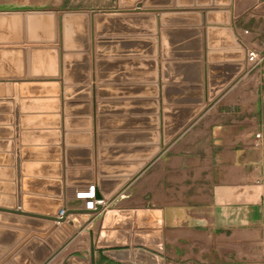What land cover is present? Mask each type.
Wrapping results in <instances>:
<instances>
[{"label":"crops","instance_id":"obj_1","mask_svg":"<svg viewBox=\"0 0 264 264\" xmlns=\"http://www.w3.org/2000/svg\"><path fill=\"white\" fill-rule=\"evenodd\" d=\"M208 7L222 6L193 8ZM229 8L230 26L207 23L206 27L232 29L246 51L244 71L215 99L218 101L213 107L211 103L215 101L207 103V108L170 143H162L160 151L110 200L103 202V211L91 213L88 264H119L97 247L104 213L109 209L133 211L129 227H123L128 216L118 214L116 228L110 229L116 231L112 242H129L126 246L129 249L141 246L134 244L138 237L136 232L154 230L136 228L138 219L148 226L158 217L162 218L163 227L159 230H162L164 253L158 254L165 258L166 264H264V61L251 71L247 52L252 50L253 43L242 36L239 27L248 13L264 15V0H232ZM208 12L187 11L183 14L187 16L170 19L171 26L196 30V33H181L171 38L178 56L192 57L203 51L198 36L203 35L202 23ZM154 14L158 26L154 37L159 41V52L153 58L161 69V31L168 27L163 25L160 11ZM218 18L224 20L225 17ZM215 35V41L222 48L220 51L228 52L216 56V63L228 65L224 71L230 74L231 65L238 63L237 52L229 48L228 33ZM140 46L138 42L117 44L112 53L125 56L119 58H132L139 53ZM206 51L210 49H205L204 53ZM89 53L91 55L92 51ZM200 61L205 63L204 58ZM88 71V84L68 91L62 77L49 79L60 83L57 88L46 84L23 87V82L45 79L3 81L5 84L0 88V207L24 211L27 206L28 210L42 212V204L27 203L26 198L53 196L55 189L49 181L62 180L64 210L68 209V201L78 200L79 191L90 187L66 184L67 170L71 168L67 163L68 149L71 150V166L87 169L83 175L88 178L128 174L132 169L129 164L144 156V148L154 146L151 145L152 132L156 130L153 117H159V130L163 132V108H188L199 96V90L191 88L198 80V66H181L172 72L181 85L170 90L168 98L181 105L165 104L161 71L157 97L153 88L141 87L149 77L141 66L120 63L105 67L107 83H103L102 88L98 81L95 85L92 83L98 80L93 68L89 67ZM85 79L83 75L76 76L78 85H83ZM8 82H12L11 87ZM232 94L236 95L234 101L223 104L224 98ZM151 101L157 102L159 113ZM183 116V112L175 110L167 113L168 120ZM257 133L262 136L258 146L255 145ZM59 171L61 178H58ZM74 180H79V176ZM138 212L147 213L139 216ZM61 215L51 213L49 216ZM38 220L41 219L0 211V247L8 250L3 256L12 254L20 245L23 250L33 232H49L61 224L48 219L45 222L50 225H43L36 222ZM144 235L156 243L155 236Z\"/></svg>","mask_w":264,"mask_h":264},{"label":"water","instance_id":"obj_2","mask_svg":"<svg viewBox=\"0 0 264 264\" xmlns=\"http://www.w3.org/2000/svg\"><path fill=\"white\" fill-rule=\"evenodd\" d=\"M119 0L118 8L115 9H94L88 12H65L63 15L53 10H30L22 11H1L0 12V88H3L5 79L12 81L14 79H45L43 81L23 82V87L37 84H46L50 86L60 85L57 81L49 79L63 78L66 85L65 90H71L76 86L84 88L88 84V70L93 68L98 80H92L93 85L101 83L102 88L104 80L105 67L115 64H134L146 69L149 77L144 80L147 82L141 85L143 88H153L154 97L159 94L158 80L160 71L163 81V98L166 105H181V102H171L168 95L173 88L180 87V79L176 78L174 69H180L181 66L199 67L198 80L191 87L199 90V96L192 102L188 108L183 106H169L163 108V132L159 129L161 122L159 117L154 116L155 131L154 142L144 148V156L138 161L129 164L132 169L128 174L119 177L88 178L83 175L87 169L73 168L70 162V152L67 150V179L66 184L70 186H90L89 190L79 191L77 201L70 199L69 208L64 210V184L62 180H50L54 186V195L37 198L27 197V203L39 202L42 212H34L25 207L24 211L12 210L0 207V211H9L29 217H37L39 224L50 225L46 220H57L61 222L55 225L49 232H33L30 234L31 241L21 250L18 246L12 254L5 255L8 250L0 247V256L3 260L0 264H45L55 252L73 237L76 232V226L68 220L72 213H100L104 210L103 202L110 200L129 180L141 170L146 161L153 158L161 148V144L170 143L187 125H189L196 116L207 108V103L215 101L221 93L227 89L244 71L246 51L236 40L234 32L230 27L209 26L210 24L231 25V11L229 6L232 0H224L219 3L218 0ZM195 3L197 5H195ZM213 4L222 7L193 8L194 6H212ZM198 9L209 10L205 13L203 35L198 36L199 46L202 52L194 54L192 57L182 58L176 53V47L171 43V38L177 36L182 31H188L186 28H175L168 24L171 18L183 15L187 11H196ZM161 12V21L165 28L161 37V53L163 62L161 69L155 57L158 54L159 41L154 36L158 34L157 16L154 12ZM224 15V20H218V16ZM201 25V24H199ZM172 27V28H169ZM190 30V29H189ZM196 31V30H190ZM218 32H226L231 38L229 48L236 50L238 63L231 65L232 72L225 73L228 65L216 63V56L225 55L228 52L220 51L219 44L215 41ZM202 40V41H201ZM124 42H138L142 46L139 53L132 58H119L112 53L117 44ZM62 45V48L60 47ZM203 47H202V46ZM140 46V47H141ZM26 47V48H25ZM144 47V48H143ZM205 49H210L206 51ZM63 51V53H62ZM89 51H92L91 55ZM205 54V55H204ZM118 57V58H117ZM97 58V59H96ZM204 58L205 63L200 59ZM230 67V65H229ZM221 68V70L217 69ZM86 77L83 85H78L76 76ZM204 83V86H202ZM12 86V82H8ZM153 102V101H151ZM156 104V113H159V107ZM206 103V104H205ZM183 112L181 119L169 118L167 113L171 111ZM158 129V130H157ZM60 168L59 164H56ZM103 168V166H101ZM59 171L58 178H61ZM79 176V180H74ZM93 196V197H92ZM84 201H95L96 207L91 208L83 206ZM29 207H31L29 205ZM62 214L61 216H49ZM147 212H138V215ZM126 214V220L121 226L127 228L130 226L133 217V211L118 212L114 209L106 210L102 221L97 247L103 249L104 254L119 264H166L165 258L158 253H164V243L162 239L163 219L158 217L153 224L142 225L138 219L136 228H152L149 232L138 231L134 244L144 247L126 248L129 242L117 244L112 242L116 231L110 230L116 228L117 222L115 216ZM36 231H44L38 230ZM127 232V231H126ZM144 234L155 236L156 243L152 242ZM35 236V237H34ZM42 239H46L45 241ZM123 246V247H120ZM150 249L154 250L151 251ZM11 258V262L8 259Z\"/></svg>","mask_w":264,"mask_h":264},{"label":"rangeland","instance_id":"obj_3","mask_svg":"<svg viewBox=\"0 0 264 264\" xmlns=\"http://www.w3.org/2000/svg\"><path fill=\"white\" fill-rule=\"evenodd\" d=\"M118 4H119V0H0V12L1 11L27 12L30 10H53L56 11L57 13H60L61 15H63L65 12H78V11L88 12L89 14V12L94 9L104 10V9L118 8ZM180 16H187V15H180ZM239 27L241 29L240 32L242 36L245 39L252 41L253 44L251 45L250 49L255 50L259 53V62L257 64L255 63L250 64V68L253 69L251 71L253 72L264 61V51L261 52V44L262 41H264V15H261L260 13L257 12H251L250 14L248 13L244 15L242 24ZM175 28L177 27L175 26ZM162 31H161V37H162ZM190 32L196 33L195 31H190L188 29V31L180 32L177 36H180L181 33H190ZM129 43L132 42H124L123 44H129ZM60 47L62 48V45ZM235 97H236L235 94H232L230 96L228 95L226 99L224 98L223 104H230L231 102L234 101ZM217 101L211 103V106L213 107V105H215ZM73 216L76 217L81 216L83 220H76L74 219ZM90 218H91V213H78V214H73L70 217V220L68 219L70 222L76 225V229H77L76 234L73 237H71V239L68 240L64 244V246H62L59 250H57L54 256L51 257L45 264H53V261L55 263L56 261H62V260L63 261L61 264H88V224L89 223L91 224V220H89ZM81 221H83V223H81ZM82 236H84L83 240H82Z\"/></svg>","mask_w":264,"mask_h":264},{"label":"built area","instance_id":"obj_4","mask_svg":"<svg viewBox=\"0 0 264 264\" xmlns=\"http://www.w3.org/2000/svg\"><path fill=\"white\" fill-rule=\"evenodd\" d=\"M247 61L249 62V64H251V63L257 64L259 62V53L257 51H255V50H249L247 52ZM261 137H262L261 133H257L256 134L255 145L258 146L260 144ZM90 203H91V208L94 207V204L96 205L95 201H90V202H88V206H89Z\"/></svg>","mask_w":264,"mask_h":264},{"label":"bare ground","instance_id":"obj_5","mask_svg":"<svg viewBox=\"0 0 264 264\" xmlns=\"http://www.w3.org/2000/svg\"><path fill=\"white\" fill-rule=\"evenodd\" d=\"M246 37V36H245ZM77 201V200H76ZM77 202H79V201H77ZM83 205H85V207H88V201H84V203H83ZM96 207V205L94 204V207L93 208H95ZM73 214H78V213H72V214H70L71 216L73 215ZM69 215V216H70ZM69 216H68V218H69ZM70 216V217H71ZM74 217V219H76V220H83L82 218H81V216H78V217H76V216H73ZM81 223H83V221H81ZM76 226V225H75ZM59 259V258H58ZM57 259V260H58ZM56 261V260H55ZM63 261V260H62ZM62 261H56L55 263H54V261H53V264H61L62 263Z\"/></svg>","mask_w":264,"mask_h":264}]
</instances>
